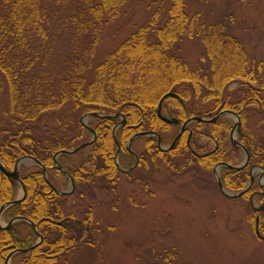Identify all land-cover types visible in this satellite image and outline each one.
<instances>
[{"label":"trees","instance_id":"16d2710c","mask_svg":"<svg viewBox=\"0 0 264 264\" xmlns=\"http://www.w3.org/2000/svg\"><path fill=\"white\" fill-rule=\"evenodd\" d=\"M128 1L0 0V74L8 87L4 117L0 116V159L10 170L26 156L41 165L32 163V173L21 166L26 197L3 213L12 219L30 220L38 232L24 220L11 229H1L2 264L11 252L33 246L39 235L42 243L17 252L11 264H72L68 256L73 250L80 245L94 247L98 242L94 209L85 206L86 200L116 195L123 181L144 183L147 190L148 182L140 177L147 171V163L141 161L129 173L119 170L115 163L116 118H93L96 144L60 155L58 162L63 171L57 166V153L77 149L90 136L80 121L84 114H125L127 123L118 131L124 146L137 132L169 127L158 118L156 110L162 97L173 92L201 114L219 108L234 110L242 121V130L250 137L246 144H255L246 123L247 116L253 114L249 111L253 105L259 106L264 115V80L260 77L261 82H257L258 73L250 67L242 42L227 32L224 24L210 21L200 12L190 14L186 0H161L149 19L109 53L89 78L104 29L119 17ZM185 39L202 42L209 60L208 72L192 69L174 52V47ZM232 85L237 88L229 90ZM202 93L203 100L215 102L211 108L199 111L193 98ZM163 107L174 113L180 104L168 97ZM175 153L148 146L156 169L162 170L157 164L162 159L165 168L177 176ZM212 165L198 164L195 174ZM234 174L232 179L222 178V183L229 191H242L250 176L244 170ZM60 175L63 181L58 179ZM69 177L75 189L60 195L56 190L63 191L71 182ZM252 186L250 191L257 185ZM20 189L0 170V209L17 199ZM248 195L240 199L246 200ZM69 199L76 212H69ZM252 212L254 220L260 215L259 229L264 234L262 212Z\"/></svg>","mask_w":264,"mask_h":264},{"label":"rangeland","instance_id":"374dc122","mask_svg":"<svg viewBox=\"0 0 264 264\" xmlns=\"http://www.w3.org/2000/svg\"><path fill=\"white\" fill-rule=\"evenodd\" d=\"M154 1L143 3L139 0H129L119 17L107 24L93 58L89 78L93 77L94 70L107 55L148 20L153 10L162 3L161 0L156 4ZM186 2L190 14L200 12L210 21L224 24L226 31L242 42L250 67L258 73L257 82H261L260 77L264 80V0H186ZM150 3H154L153 6L149 7ZM174 49V52L192 69L203 68L205 71L208 69L206 48L200 40L185 39ZM0 86L2 87L0 116L4 117L8 87L1 74ZM235 88L237 85H232L229 90ZM203 97L205 96L202 93L193 98L199 111L202 108H211L215 102L214 99L203 100ZM249 111L253 114L247 116V132L253 137L256 135L259 137L264 134V115L256 105ZM223 120L226 125H233L236 122L233 116H227ZM94 121L93 118L85 120L90 125H94ZM224 139L230 147L228 136ZM201 140L205 141L204 138ZM144 141L145 139L138 142L136 147L139 150L142 149ZM242 158L241 155V163ZM23 163L22 166L25 168L23 170H26V173L34 171L31 168L32 163L28 160ZM200 173L179 177L165 167H162V170L149 169L140 175L143 181L149 184L147 190L144 183L131 184L121 181L116 195H99L97 200H86L85 206L92 205L94 209L93 227L96 229L98 242L94 247L78 246L68 256L70 262L264 264V234H261L263 239L256 234L255 217L249 198L231 199L224 196L216 185V178L212 172ZM202 174H205L204 178L201 177ZM206 174L211 175L212 180H208ZM218 174L222 177L221 170ZM58 179L64 180L62 175ZM256 185L255 189L259 188L257 182ZM70 189L71 186L67 184L63 192ZM242 191L230 193L237 194ZM22 195L23 191L20 189L18 197ZM72 204V200L69 199L67 208L69 212H76V209L71 208ZM253 204L257 208L264 205L258 198H255ZM262 215L264 216V212ZM11 219L7 215H2L0 225L5 227ZM39 241L40 237L35 244Z\"/></svg>","mask_w":264,"mask_h":264},{"label":"flooded vegetation","instance_id":"af4514ba","mask_svg":"<svg viewBox=\"0 0 264 264\" xmlns=\"http://www.w3.org/2000/svg\"><path fill=\"white\" fill-rule=\"evenodd\" d=\"M169 97L175 98L179 102L180 107L175 110L174 113L167 111L166 108L163 107L164 101L162 108L156 110L158 118L169 127H165L164 130H144L137 132L125 142L124 146L118 139V131L127 123V117L125 114L121 112L114 114L97 113L99 115L98 117L91 116V118H116L119 120L113 128V138L117 147L115 163L119 170L128 173L133 172L140 166L141 161L147 163V170L156 169V164L153 161V158L148 154V146L156 147L163 153L175 150V154L177 155V174L179 177L186 174H195V172L198 171L197 165L200 163L213 164L211 167L207 168V170L204 169L200 171L207 174L212 172L215 175V178V169L217 168V174L218 171L221 170L222 177L218 174L221 182L222 178H234L236 176V174H234L235 171L244 170L245 172H248L250 180L252 177L254 180L246 192H249V203L254 211L260 213L261 211L258 210L259 208L255 207L253 203L255 198H258L261 203L264 204V185L262 186L264 183V144H261L263 135H260L259 137L256 135L254 137L255 144H246L250 137L245 134L244 130H242V121L240 117L241 124L238 129H234L235 124L226 125L224 123L223 119L230 116L229 112H235L234 110L219 108L216 112L201 114L191 110L188 107V104L179 95H177V97ZM254 102L258 103V99L255 98ZM198 117L202 118V120H197L196 118ZM164 118L176 120L177 122L169 123L165 121ZM87 125L88 127L85 126V128L90 131V136L86 137L87 139L85 142L80 145L84 146L83 148L94 146L98 140L96 127L88 123ZM226 136H228L230 147L228 146V143L224 141ZM202 138L205 139L204 142L201 140ZM143 139H145V143L143 144L142 149L139 150L136 146L138 145V142ZM241 155L243 157L242 163L240 161ZM247 159L248 162L244 168H236L244 164ZM161 160L162 159H158L157 164L162 169V167L165 166ZM125 162H127V164ZM257 171L260 173H256ZM204 175L205 174H202L201 177L204 178ZM207 176V179L212 180L211 175H209L210 178ZM70 181L69 185L71 186V189L69 191L72 189L74 191L75 183L72 178H70ZM256 182L259 188L250 191L253 187L252 185ZM262 207L264 208V205H261L260 208ZM262 212H264V209ZM258 216L259 215L256 216V219Z\"/></svg>","mask_w":264,"mask_h":264},{"label":"water","instance_id":"95a60500","mask_svg":"<svg viewBox=\"0 0 264 264\" xmlns=\"http://www.w3.org/2000/svg\"><path fill=\"white\" fill-rule=\"evenodd\" d=\"M169 96H175V97H177V95H175V94H173V93H169V94H166L165 96H163L161 102L159 103L158 110H160V109L162 108V105H163L164 100H165L167 97H169ZM229 114H232V116H234V117L236 118V122H235V127H234V129H238V128L240 127V124H241L238 115H237L235 112H229ZM91 116L98 117L99 115H98L97 113H89V114L84 115V116L82 117V119H81V122H82V124L85 125L86 127H88V125L85 123V119L88 118V117H91ZM102 117H103V116H102ZM196 119H197V120H202V118H199V117L196 118ZM164 120L167 121V122H169V123H176V122H177L176 120H169V119H167V118H164ZM139 135H142V134H139ZM83 147H84V146H80V147H79L78 149H76V150H63V151L59 152V153L56 155L55 159L57 160V157H58L60 154H64V153H73L74 151L81 150ZM247 157H248V155H247ZM25 160H31V161L36 162V163L38 164V162H37L36 159H34V158H32V157H29V156H26V157H23V158H21V159L18 160V162H17V164H16V166H15V168H14L13 170H9V169H7V168L5 167V165L3 164V162H2L1 159H0V170H1V171H2V172H3L8 178H10L13 182H18V183L22 186V190H23V195H22L21 198H18V199H16V200L12 201V202H9V203H7V204H5V205H3V206L1 207V209H0V220H1V215H2V213H3L6 209H8V208L11 207V206H14V205H17V204L21 203V202L25 199V197H26V187H25L23 181L20 179V171H19V168H20L21 164H22ZM247 162H248V159L245 161L244 164H242L241 166L236 167V168H237V169L244 168L245 165L247 164ZM58 167L61 169L59 163H58ZM215 172H216L217 183H218V185H219V188H220L222 194H223L224 196H226V197H230V198H238V197H241L243 194H245V193L247 192L249 186H250V185L253 183V181H254V180H253V177H252L251 180H250V183H249V185H248V187H247L246 189H244V190H243L242 192H240V193H237V194H231L230 192H228V191L224 188V186H223V184H222V182H221V180H220V177H219V175L217 174V168L215 169ZM44 174H45V177H46V171H45V169H44ZM262 178H263V176H262ZM263 185H264V183L262 184V186H263ZM263 187H264V186H263ZM72 191H73V189H72L71 191H69V192H58V193L61 194V195H65V194H67V193H71ZM263 209H264V208L262 207V208H259L258 210H259V211H262ZM19 219L23 220V218H19V217H18V218H14L13 220H11L10 224L8 225V229L11 228V226L13 225V223H14L15 221H18ZM24 220H26V219H24ZM28 222H29V223L33 226V228L37 231L36 225H35L34 223L30 222V221H28ZM0 228H4V227H3L2 225H0ZM256 233H257V236H258L259 238H262V236H261V234H260V232H259V218L256 219ZM41 242H42V238H41V236H40V241H39L37 244H35L34 246H32V247H30V248H28V249L21 250V251L26 252V251H28V250H30V249H33V248H35L36 246H38ZM13 254H14V253H11V254L9 255V257H8L7 260H6V264H10V263H9V262H10V258L13 256Z\"/></svg>","mask_w":264,"mask_h":264}]
</instances>
